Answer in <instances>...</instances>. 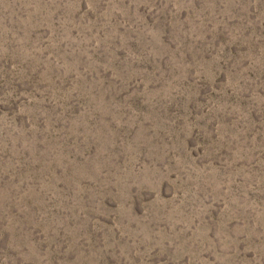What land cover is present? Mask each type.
Returning a JSON list of instances; mask_svg holds the SVG:
<instances>
[{"label":"rangeland","instance_id":"obj_1","mask_svg":"<svg viewBox=\"0 0 264 264\" xmlns=\"http://www.w3.org/2000/svg\"><path fill=\"white\" fill-rule=\"evenodd\" d=\"M104 3L0 0L2 264H264V0Z\"/></svg>","mask_w":264,"mask_h":264},{"label":"snow or ice","instance_id":"obj_2","mask_svg":"<svg viewBox=\"0 0 264 264\" xmlns=\"http://www.w3.org/2000/svg\"><path fill=\"white\" fill-rule=\"evenodd\" d=\"M84 2L86 3L87 6V10L85 12L88 13L87 17L84 19V21H82V23L87 24L89 23V21L94 20L95 23L92 25V31L95 32L97 29L101 28V26L106 23V21L101 20L99 17H102L104 15V10H105V3L104 0H84ZM197 2H199V0H197ZM205 31H207V28L205 29ZM91 34V33H89ZM104 31L100 32L101 37L104 36ZM224 37L221 36V39H223ZM220 43L219 40H217L214 43L213 49L212 51H210L208 53V57L209 59H211L213 53H215L216 56L220 57V60L218 61V64H223L224 60L227 59V52H218L216 51V47L215 45H218ZM103 50L104 48H101V54H103ZM218 65L217 64H213V69H215ZM40 119V123L43 122V118H39ZM222 123H226L227 121L224 120L222 118ZM204 144L207 148V154L212 155L216 152V150L220 147V143L217 137V134L214 132L212 137H209L207 140L204 141ZM117 239H115L112 234H109V243H112L113 241H115ZM120 243H124L125 240H129L130 238H128L127 236H125L124 238H120ZM0 264H2V257H0Z\"/></svg>","mask_w":264,"mask_h":264}]
</instances>
